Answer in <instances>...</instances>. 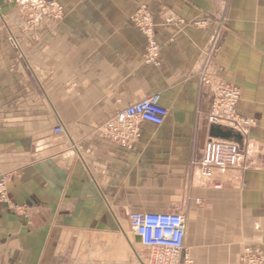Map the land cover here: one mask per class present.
Instances as JSON below:
<instances>
[{
    "label": "crops",
    "instance_id": "obj_1",
    "mask_svg": "<svg viewBox=\"0 0 264 264\" xmlns=\"http://www.w3.org/2000/svg\"><path fill=\"white\" fill-rule=\"evenodd\" d=\"M54 1L62 17L30 26L19 0H0V175L13 206L0 204V264H97L82 247L95 231L182 203L195 264H238L264 230V0ZM142 6L153 60L129 21ZM201 74L229 80L237 113L256 121L238 166L209 181L191 165L209 137ZM153 96L168 111L161 126L140 123L123 147L102 135L116 112Z\"/></svg>",
    "mask_w": 264,
    "mask_h": 264
},
{
    "label": "built area",
    "instance_id": "obj_2",
    "mask_svg": "<svg viewBox=\"0 0 264 264\" xmlns=\"http://www.w3.org/2000/svg\"><path fill=\"white\" fill-rule=\"evenodd\" d=\"M28 1V5L37 8L35 12H31L29 15V20L32 23L28 25H36L42 18L52 20L61 18L62 7L55 2L51 0L47 2L44 0H25L26 3ZM129 21L146 35L147 59L153 60L157 56L158 47L153 40V22L150 12L142 6L129 17ZM166 21L174 22L170 18ZM10 44L16 45L13 43V39L10 40ZM200 78L202 85L211 96V105L206 118L208 127L219 126L243 136L250 127L255 125L254 119L240 116L236 111L240 99V92L236 86L223 81L214 83L207 74H201ZM167 116L168 111L159 105L158 96H153L116 112L100 129V132L102 135L108 136L109 140L115 144L122 147L129 146L131 141L139 136L138 125L140 123L159 127L165 122ZM60 130V127H57L54 131L59 132ZM241 158L240 143L233 139L224 140L208 137L201 157L191 161V165L197 168L203 181H209L216 174L224 175L236 168ZM6 182L5 177L0 178V204H4L13 210L7 193ZM196 202L198 203V201ZM127 220L132 236L140 237V245L148 251L145 264H193L192 259L185 254L186 219L183 214L128 212ZM247 253L254 254L255 251L252 252L247 249L244 255ZM243 258L246 259V256ZM248 260L249 264H255L254 257Z\"/></svg>",
    "mask_w": 264,
    "mask_h": 264
},
{
    "label": "rangeland",
    "instance_id": "obj_3",
    "mask_svg": "<svg viewBox=\"0 0 264 264\" xmlns=\"http://www.w3.org/2000/svg\"><path fill=\"white\" fill-rule=\"evenodd\" d=\"M25 3L26 2L24 0H21L18 2L17 5H18V10L20 11L19 13L20 15H22L21 17L23 18V22L29 24L32 23V21L29 20L30 19L29 15L31 14L30 12L32 13L35 12L37 8L35 9L33 7L34 8L33 9L30 5H28L29 1L26 4ZM25 5H27L28 7ZM0 17H1L0 27L4 28L3 27L4 23H6L8 20L1 15ZM10 40L11 39L9 38L8 41ZM10 45L12 47H16L15 45L14 46L12 44ZM214 49H216V47ZM224 81L228 83L230 82L227 79H225ZM243 156H244V149L242 148V157ZM3 177L7 179L6 183H8L9 175L8 174L0 175V178ZM6 188H7V184H6ZM171 209L185 215V206L183 203ZM121 219L122 220L119 222V225L122 229L121 231L118 229L117 224L113 223L112 230L109 229L102 231L97 230L94 232V234H91V236L88 239H84V241L82 242L83 248L85 246L91 248L94 247L96 253L94 258H96L97 264H145V259L148 255V251L142 246H138V244L134 243L133 236H131V232L129 229L127 217L122 216ZM188 223H190V221ZM88 240L90 241V243H88ZM115 244L118 246V249L116 251H112L111 248ZM247 249H249L252 252L255 251V253L254 254L247 253L246 255H244L245 250ZM241 250H242V254L240 256L239 254L233 255L234 257L233 261H235L236 263L238 260V264H249L248 259L254 257L255 260L253 261L255 262V264H264V230L261 227L260 223H258L256 246L254 245V242L246 241V243L242 245ZM185 254H187L192 259L193 264H195V260L193 259L192 255L189 253V250L186 247V245H185ZM244 256H246V259L243 258Z\"/></svg>",
    "mask_w": 264,
    "mask_h": 264
},
{
    "label": "water",
    "instance_id": "obj_4",
    "mask_svg": "<svg viewBox=\"0 0 264 264\" xmlns=\"http://www.w3.org/2000/svg\"><path fill=\"white\" fill-rule=\"evenodd\" d=\"M208 136L210 138H216V139H224V140H230L233 139L236 142L240 143L242 140V136L240 134L234 133L233 131L229 129H223L219 126H210L208 130ZM133 241L135 244H138L139 246L141 243V239L138 236H133Z\"/></svg>",
    "mask_w": 264,
    "mask_h": 264
},
{
    "label": "bare ground",
    "instance_id": "obj_5",
    "mask_svg": "<svg viewBox=\"0 0 264 264\" xmlns=\"http://www.w3.org/2000/svg\"><path fill=\"white\" fill-rule=\"evenodd\" d=\"M25 1V0H24ZM45 2H47V1H50V0H44ZM52 1V0H51ZM52 2H54V1H52ZM55 4H57L56 2H55ZM57 5H59V4H57ZM25 6H27V5H25ZM59 6H61V5H59ZM28 7V6H27ZM62 7V6H61ZM28 13V12H27ZM31 13V12H30ZM29 13V14H30ZM218 188V187H217Z\"/></svg>",
    "mask_w": 264,
    "mask_h": 264
}]
</instances>
